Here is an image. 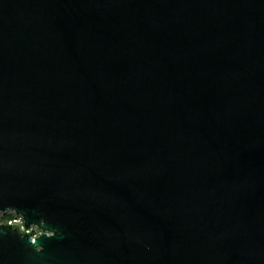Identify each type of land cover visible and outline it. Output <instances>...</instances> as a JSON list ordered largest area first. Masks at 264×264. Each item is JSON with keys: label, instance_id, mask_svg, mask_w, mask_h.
Returning a JSON list of instances; mask_svg holds the SVG:
<instances>
[{"label": "water", "instance_id": "1", "mask_svg": "<svg viewBox=\"0 0 264 264\" xmlns=\"http://www.w3.org/2000/svg\"><path fill=\"white\" fill-rule=\"evenodd\" d=\"M0 264H264V0H0Z\"/></svg>", "mask_w": 264, "mask_h": 264}, {"label": "built area", "instance_id": "2", "mask_svg": "<svg viewBox=\"0 0 264 264\" xmlns=\"http://www.w3.org/2000/svg\"><path fill=\"white\" fill-rule=\"evenodd\" d=\"M5 217H7V218L10 217V219L9 220L3 219ZM5 222H18V219L14 218L12 215L0 217V223H5Z\"/></svg>", "mask_w": 264, "mask_h": 264}, {"label": "trees", "instance_id": "3", "mask_svg": "<svg viewBox=\"0 0 264 264\" xmlns=\"http://www.w3.org/2000/svg\"><path fill=\"white\" fill-rule=\"evenodd\" d=\"M9 219H10V217L9 218H7V217L5 218V220H9Z\"/></svg>", "mask_w": 264, "mask_h": 264}, {"label": "rangeland", "instance_id": "4", "mask_svg": "<svg viewBox=\"0 0 264 264\" xmlns=\"http://www.w3.org/2000/svg\"><path fill=\"white\" fill-rule=\"evenodd\" d=\"M6 218V217H5ZM5 218H3V219H5Z\"/></svg>", "mask_w": 264, "mask_h": 264}]
</instances>
